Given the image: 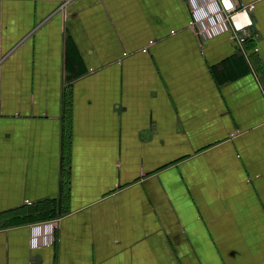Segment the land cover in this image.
I'll return each instance as SVG.
<instances>
[{
	"label": "crops",
	"instance_id": "crops-1",
	"mask_svg": "<svg viewBox=\"0 0 264 264\" xmlns=\"http://www.w3.org/2000/svg\"><path fill=\"white\" fill-rule=\"evenodd\" d=\"M235 1L243 50L188 0H0V264H264V0Z\"/></svg>",
	"mask_w": 264,
	"mask_h": 264
},
{
	"label": "built area",
	"instance_id": "built-area-1",
	"mask_svg": "<svg viewBox=\"0 0 264 264\" xmlns=\"http://www.w3.org/2000/svg\"><path fill=\"white\" fill-rule=\"evenodd\" d=\"M188 5L192 14L190 27L202 41L227 34L243 50L246 41L255 36L252 31L254 3L240 6L235 0H188ZM55 229L56 225L51 221L36 226L31 240L32 248L43 243L52 244Z\"/></svg>",
	"mask_w": 264,
	"mask_h": 264
},
{
	"label": "trees",
	"instance_id": "trees-1",
	"mask_svg": "<svg viewBox=\"0 0 264 264\" xmlns=\"http://www.w3.org/2000/svg\"><path fill=\"white\" fill-rule=\"evenodd\" d=\"M51 218V217H50Z\"/></svg>",
	"mask_w": 264,
	"mask_h": 264
}]
</instances>
